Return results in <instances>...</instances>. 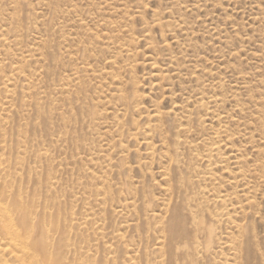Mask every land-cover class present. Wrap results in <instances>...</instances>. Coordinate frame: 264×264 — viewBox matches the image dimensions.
I'll return each mask as SVG.
<instances>
[{
    "label": "rangeland",
    "instance_id": "rangeland-1",
    "mask_svg": "<svg viewBox=\"0 0 264 264\" xmlns=\"http://www.w3.org/2000/svg\"><path fill=\"white\" fill-rule=\"evenodd\" d=\"M27 2L21 6L16 0H0V34L6 35L3 29L12 21L23 32L36 27L16 47H0L9 53L0 55V108L11 107V113L0 112V140L7 145L0 154L11 164L16 158L24 160L17 186L30 194L37 188L45 199L54 194L58 200L53 211L66 217L74 214L79 220L93 209L88 212L92 223L86 225L87 239L74 230L70 241L98 252L97 264H111L102 259L107 256L102 244L115 235L134 241L129 250L143 256L145 245L139 239L154 232L153 224L145 221L148 211L159 215L169 201L164 189L174 197L188 193L191 205L198 193L206 219L217 218L214 201H225L232 223L220 222L219 232L232 235L240 264H264V0ZM157 19L179 21L181 29L161 32L152 26ZM104 38L117 45H108ZM130 42L134 51L127 57L118 47ZM32 54L36 63H18ZM83 62L100 77L93 80L82 73ZM153 62L155 69H150ZM158 72L159 78L152 77ZM3 77L16 80L12 98L3 91ZM117 88L118 97L135 96L127 110L120 107ZM90 108L98 110L101 120L91 123L86 117ZM158 113L162 119L152 122ZM154 124L161 135L150 132ZM120 161L124 171L118 174ZM109 164L113 174L108 192L135 201L133 212L114 213L110 207L99 212L104 205L94 191L105 187L95 177L108 172ZM29 169L38 176L29 177ZM240 170L249 171L251 178L238 179ZM51 178L56 185L47 189ZM129 220L138 226L128 228ZM156 226V236L167 235ZM185 243L172 247L166 242L162 264L186 263ZM157 247L151 242L146 250ZM206 247L196 248L204 253ZM232 253L226 251L216 261L231 260ZM200 258L193 263L200 264ZM159 262L152 257L149 264Z\"/></svg>",
    "mask_w": 264,
    "mask_h": 264
},
{
    "label": "bare ground",
    "instance_id": "bare-ground-1",
    "mask_svg": "<svg viewBox=\"0 0 264 264\" xmlns=\"http://www.w3.org/2000/svg\"><path fill=\"white\" fill-rule=\"evenodd\" d=\"M16 2L21 6H28L27 0H16ZM66 10L65 11L68 12V9ZM51 12H54V10L51 9ZM43 25L44 24L41 23L40 26ZM34 26L30 25L27 31H30V33L35 32L36 27ZM152 26L157 27L162 32L163 29L168 31V29L171 30L174 26L176 28L181 29V22L178 21L174 24L170 21H161L157 19L152 22ZM3 31L6 32V35L0 34V47L2 48L16 47L17 45H19V38L22 39L23 34L24 36H27L28 34L27 31L23 32V30L20 29L19 25L14 27L13 21L6 27V29H3ZM103 40H106V38H104ZM45 42L43 43L45 44ZM40 43L42 42L40 41ZM107 43L108 45L112 46L117 45H115L114 42L111 43L107 41ZM123 46H126V48H123ZM118 50L124 52L125 56L127 57H129L133 53L132 51H134L133 47H131V42L127 45H121L120 47H118ZM152 51L154 50L152 49ZM0 55L8 57L7 55H9V53L2 49L0 50ZM34 56L35 55L32 54L28 57H24L25 61L20 60L18 63L29 65L36 63L37 60H34ZM167 57L170 61H173V57L171 55H167ZM78 60L81 59L78 58ZM175 61H178V59H176ZM1 63L2 62H0V64ZM86 63L87 62H85V64ZM169 63L171 64V62ZM85 64L84 62L82 63V65H84V67L81 69L82 73L88 74L90 77H92L93 80L100 77V75H98L97 70H95L93 67V69H88L89 66L87 65L89 64ZM111 64H113V62H107V65ZM156 64V62L149 63L150 69H155ZM78 70L79 69H77V71ZM177 70L178 68L172 69V72H175ZM75 74L77 75L79 74V72H75ZM174 75H176V73H174ZM160 76L161 72L153 73L152 75V77L156 78H159ZM72 80L74 81L75 79ZM160 80H165V77L162 76ZM15 82L16 80L13 77L1 78V85L3 87V91L7 94L8 98L13 97ZM116 90H118L116 92L118 97L120 91L118 88ZM134 100V95H132L130 99L129 97L121 98V95L118 97V101L121 103L120 107L125 108L126 110L131 106L130 103ZM9 103L10 102H8L7 104ZM4 106L5 108H3ZM2 111L11 113V107H8L6 106V104H3L0 108V112ZM164 116L169 117L170 114L167 113L164 114ZM86 117L91 120V123H93L97 120H101L102 115L99 114L96 108H90L88 109V111H86ZM161 119L162 117H160V114L153 115L151 117L152 122L160 121ZM0 128H2L1 119ZM1 131L2 130L0 129V134L2 133ZM150 132L156 134L158 133L159 135H161L159 126H156L155 124L150 128ZM6 146V141L0 140V153L4 152ZM148 156H152V154H149ZM39 160H41V157H39ZM13 163L14 164H11L10 160L4 158L3 155L0 154V264H97L95 258L97 257L98 252L93 253V251L88 249L87 247H80L79 245L70 241V235L73 233L74 230L78 232V235L81 240L87 239L86 237H88V234L86 225L92 223L88 212L94 213L93 209L85 210V215L82 219L79 220L74 218V214H70L66 217L64 216L65 214H61L60 212H54L53 209L55 208V202L56 199L58 200V198H55L54 194H52L49 196L46 195L47 199H45L44 196H40V191L37 190V188L33 189L32 193L30 194L28 191H25L18 187L17 184L22 180L20 176V171L24 167V160H18V158H16ZM119 166L121 170L118 172V174H121V172L124 171V163L120 161ZM112 168L113 164H109L108 172L103 173L102 176L95 177L97 182H99L100 185L102 184L105 187V189H96L94 191L95 195L93 194L94 196H100V201L104 205L103 208H99V212L102 211L107 213L109 207L115 209L114 213H121L122 211H126L128 213L133 212L134 210H136L135 201H130L131 199L128 197H113V193L109 194L108 192V189L112 187V185L110 186L111 180L109 179V177H111L113 174ZM248 172L240 170L236 174L237 178L246 179L250 176V173L249 175H247ZM27 173L29 177L31 173L34 175V177L38 176L35 171L30 169ZM105 175L107 177H105ZM52 180L54 179L51 178V183L47 189H53L56 185V183H53ZM183 181L186 182L187 188L189 190L190 188H193V183L189 181V178H183ZM245 185L246 184H244V186ZM248 190H250V188ZM46 193L49 194V192ZM164 193L168 194L169 201L163 205V208L160 211L159 215L152 213L151 210L148 211V213H150L149 219L145 221V224H153L154 232L151 233V235H146L143 240L139 239V243L142 242L145 245L143 256L141 255V257H138L135 251L133 252L129 250L130 247L135 246L134 241L127 240L126 237L122 235H115L112 236L108 241L103 242L102 251L106 252V254H104L107 256H104L102 253L101 255L104 256H101L102 259L104 258L105 261L110 262L111 264H116L115 261L117 262V260H122L120 264H124V262H131V264H137L135 260H138L139 263H141V261L144 259L145 264H149L151 258L154 257L155 259L160 260L158 264H162V259L165 256L166 242L170 241L172 246L174 242L177 244V242L179 241H187L185 245L188 248L186 249V251L183 249V256H186L185 260H187L189 264H192L193 261L195 262L198 258H200V256L198 257V255L201 253L198 252L200 249H198L197 251L196 247L201 246V244L204 243L206 246L210 247H206V251L204 249L205 252L201 253L202 256L200 258V264H226L228 261H230V264H240L238 259H241V257L237 254L236 245L234 243H231L232 239H229V237L233 238L232 235L228 232L222 235L221 231L219 232L220 222L224 223L226 226L232 223V218L229 216L228 213H226L224 207L225 201H223L222 199H217L216 201H214L216 203V206L219 205V213L215 215L217 216V218L208 215V218L206 219V217H204L203 215V203L200 202L198 193L194 195V198L192 200L193 205L189 203V201L191 200V196L188 193L177 194L176 197L173 196V192L169 189H164ZM49 198H51L50 202L48 200ZM177 199H181V203L175 202V200ZM125 223L130 229L138 226V224H135L133 220L126 221ZM156 225H161L163 227L162 229H165L167 235L161 236L160 234L159 236H156V233L159 232V229ZM102 230H104L103 226ZM238 230L239 232H242V228L238 227ZM104 238H106L105 235ZM201 239H203L202 243L200 242ZM151 242H155L158 247L151 250V252H148L146 248H148V245ZM176 244H174V246ZM182 244L184 243H181V245ZM168 248L169 246L167 247V249ZM168 251L169 253L173 252V248L171 252L170 250H167V252ZM226 251L233 252L231 254L232 259L228 260L225 258L222 263L216 261L218 259H221V256H223ZM137 252H139V250H137ZM130 254L135 255L129 256ZM179 254L182 255V253ZM173 255L174 254L172 253V256ZM258 255L260 256L261 254ZM178 256L179 255H177L176 257ZM260 259L262 258H259V260ZM173 263L175 262H172L171 264Z\"/></svg>",
    "mask_w": 264,
    "mask_h": 264
}]
</instances>
